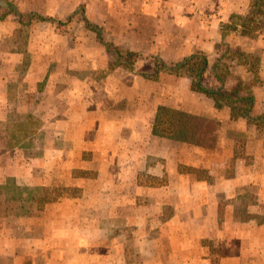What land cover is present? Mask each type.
Here are the masks:
<instances>
[{"label":"crops","instance_id":"crops-1","mask_svg":"<svg viewBox=\"0 0 264 264\" xmlns=\"http://www.w3.org/2000/svg\"><path fill=\"white\" fill-rule=\"evenodd\" d=\"M2 6L7 7L8 2ZM238 11L241 9H232L223 18L211 20L209 26L204 23V27L197 25L196 29L187 30L185 40L175 31L150 41L142 37H135L131 43L121 41L125 48L118 46L120 49L138 53L135 71L122 65L109 69L114 54L105 48L109 57L104 62L101 60L102 69L106 68L102 70L105 78L101 82L88 76L82 67L62 68L67 53L66 38L55 31L52 21L33 20L28 25L42 26L44 31L34 30L26 49H0V61L10 64L9 70H0V122L7 121L14 102L9 98L12 88L8 81L18 79L20 71L16 68L23 64L25 54L31 53L34 59L26 66L22 78L27 83L23 88L26 97L17 101L18 104L31 117L35 112L40 114L44 125L38 131L46 128L45 123L54 126L45 129V138L60 134V138L70 137L77 142L73 150L61 146L48 148V157H58L65 163L56 165L48 159L43 170L49 174L58 171L59 176L73 167L82 173L90 171L87 183L91 187L92 202L107 203L111 213L114 205H125L128 210L125 215L128 213L145 222L156 221L158 233L163 236V229L164 237L170 238L171 258L165 262L154 259L138 264H264V127H257L242 117L233 119L228 106L217 108L213 99L193 90L187 76L165 72L156 78L143 75L154 71V55L172 63L202 51L212 65L210 58L216 56L215 46L221 40L219 25ZM16 21L17 26L10 25V21L0 23L2 27L12 28L6 30L10 33L6 35L1 30L0 38L11 39L13 29L26 26L17 18ZM103 37L112 43L104 32ZM224 41L235 46L244 44L247 47L241 49L249 53L254 51V42L256 46L261 45L259 39L252 41L248 36L234 34L226 36ZM140 54L148 56L147 60L139 59ZM237 67L242 70H234L235 78L250 77L245 66ZM95 71L98 70H90L92 74ZM258 75L260 82L251 84L255 96L253 115L264 113V82L261 81L264 70H259ZM19 87L13 90L20 91ZM160 106L213 120L217 123L215 140L202 145L154 134L152 126ZM70 160L72 165L67 166ZM24 167L17 166L15 174L20 176ZM45 181L42 185L48 186L52 179ZM142 203L150 204L151 211L142 208ZM0 221V264H115V260L109 259L101 262L96 259L93 263L84 260L80 242L70 244L64 240L52 247L54 243H50V235L46 236L45 227L43 236L28 235L20 240L27 241L19 246L20 254L11 241L3 243L1 235L10 239L12 233ZM146 228L140 230L144 249L149 247ZM63 231L58 229L59 234ZM68 232L69 236L83 234L77 228H68ZM158 240L155 247L161 244ZM73 250L78 253L72 259Z\"/></svg>","mask_w":264,"mask_h":264},{"label":"rangeland","instance_id":"rangeland-1","mask_svg":"<svg viewBox=\"0 0 264 264\" xmlns=\"http://www.w3.org/2000/svg\"><path fill=\"white\" fill-rule=\"evenodd\" d=\"M2 2L13 4L22 13L36 11L43 16L58 17L64 21L69 13L83 7L87 17L103 27L105 38L109 37L113 45L118 44L117 46L125 48L120 43L123 40L131 43L135 37H142L150 41L163 38L164 35L175 31L178 32L179 38L185 40L187 30H194L197 25L204 27V23L209 26L211 20L221 18L232 9H241L238 12H244L250 0H0V15L4 16L0 23L7 24V21H10L12 25L17 22L15 13L9 10L8 6H2ZM3 21L5 23H2ZM80 22V12H77L71 21L63 25L53 24L55 31L66 38L67 53L62 61L64 65L62 68L75 70L74 68L82 67V70H87L88 76L92 75L101 82L105 78L102 70H106L102 69L104 64L101 60L104 62V58L109 55L104 45L96 40L92 32L85 30ZM41 27L32 25L15 28L18 31L13 29L10 35L13 38H0V49L6 51L26 49L34 30L43 33L44 29ZM8 29L12 28L0 25L3 35L10 34L6 31ZM248 38L252 41L259 39L261 44L256 46L254 42V51L250 52L255 57L253 71L257 75L252 78L251 83H259V70H264V27L257 37ZM146 41L144 42L147 46L149 43ZM229 45L239 49L247 47L244 44ZM146 57L140 54L139 59L145 60ZM22 59L23 64L16 68L20 71L17 81H8L12 88L9 98L14 99V102L10 107L7 121L0 122V217H2L0 220L11 228L12 233L10 239L1 235L3 243L9 244L7 241H11L18 253L22 254L19 246L22 247L27 241L20 240L28 235L43 236L42 228L45 227L46 236L50 235V243H54L52 247H56L59 242H65L64 240L70 244L80 242L82 258L91 260L92 263L96 259L100 262L109 259L115 260V264H123L124 261L126 264H138L139 261L150 262L154 259L165 262L171 258L170 238L164 237L166 234L163 229L162 233L165 235L161 236V233H158L160 228L156 230V221L145 222L138 217H131L128 213L125 215L128 210L122 204L114 205L112 207L114 212L111 213L110 205L107 203L92 202V198L89 197L91 187L87 183L91 178L90 171L82 173L73 167L59 176L58 171L49 174L43 170L44 162L48 159L56 162V165L65 163L58 157L52 159L48 157L46 155L48 148L61 146L73 150L77 142L70 137L60 138V134H51V138H45V129L54 126L45 123L46 128L38 131L44 125L40 121V114L35 112L31 117L25 107L18 104L17 101L26 97L23 88L27 83L22 78L26 66L34 56L26 53ZM214 59L215 57L210 58L211 64ZM9 69L10 64L7 61H0V70ZM90 70L98 71L92 74ZM232 70L233 73L226 80L227 87L236 81L234 70L242 69L230 63V71ZM204 81L210 86L218 84L209 72L205 74ZM261 81L264 82V79ZM17 86H20V91L13 90ZM206 97L212 99L208 95ZM70 159H73V155ZM72 162L73 160L67 161V166L72 165ZM19 165H25V171L17 176L15 170ZM23 174H27L26 177ZM49 178L52 179L50 184L42 185ZM140 206L151 211L150 204L142 203ZM145 226L149 247L144 249L140 230ZM68 228L80 229L83 234L69 236ZM58 229L64 231L59 234ZM73 238L75 239L72 240ZM156 238L162 245L158 244L155 247ZM74 251L71 252L72 259L78 253ZM59 254L64 257L63 252ZM42 258L39 257L40 260H43Z\"/></svg>","mask_w":264,"mask_h":264},{"label":"trees","instance_id":"trees-1","mask_svg":"<svg viewBox=\"0 0 264 264\" xmlns=\"http://www.w3.org/2000/svg\"><path fill=\"white\" fill-rule=\"evenodd\" d=\"M8 7L15 13L17 20L26 26L33 20L52 21L63 25L67 21H71L77 12H80V21L84 29L93 32L106 50L114 54L109 69L122 65L129 71H135L134 64L138 53L133 50L120 49L105 40L102 27L88 20L82 7L74 10L66 17L65 21L43 16L36 11L22 13L11 3H8ZM3 18L4 16L0 15V19ZM263 27L264 0H250L244 12L231 13L226 21L220 23L221 40L215 46L216 56L212 65L209 64L207 55L202 51H195L172 63H167L159 56L154 55L152 56L154 71L143 75L156 78L159 73L165 72L176 76H187L190 78L193 90L212 97L217 108L228 106L233 119L242 117L257 127H264V113L261 115L252 114L255 96L251 88V80L253 77H257L253 71L255 57L239 48H232L224 41V38L230 34L257 37ZM230 63L245 66L250 77L244 80L237 76L235 83L227 87L226 80L231 75ZM207 72L218 82L216 86L205 83L204 76ZM216 130L217 123L213 120L163 106L158 107L152 126V131L156 135L202 145H209L215 140Z\"/></svg>","mask_w":264,"mask_h":264},{"label":"water","instance_id":"water-1","mask_svg":"<svg viewBox=\"0 0 264 264\" xmlns=\"http://www.w3.org/2000/svg\"><path fill=\"white\" fill-rule=\"evenodd\" d=\"M3 4H5L4 2H2Z\"/></svg>","mask_w":264,"mask_h":264}]
</instances>
